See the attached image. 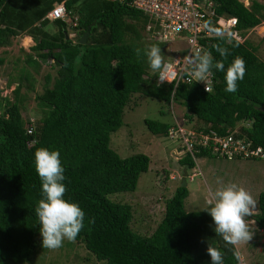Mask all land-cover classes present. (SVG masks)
<instances>
[{"label":"trees","instance_id":"obj_1","mask_svg":"<svg viewBox=\"0 0 264 264\" xmlns=\"http://www.w3.org/2000/svg\"><path fill=\"white\" fill-rule=\"evenodd\" d=\"M60 2L73 25L45 17ZM129 2L0 0V47L9 46L19 35L32 41L27 50L18 49L23 58L6 79L5 85L14 81L12 98L0 95V264L26 263L42 240L34 212L41 198L34 168V150L40 146L59 151L65 199L85 213V227L74 241H66L84 248L88 256L83 260L90 256V264H211L206 251L209 242L222 251L224 264H239L232 246L216 236L211 216L201 210L206 205L195 211L183 209L185 184L175 185L163 199L159 219L146 229L150 231H134L130 205L109 196L132 191L149 159L140 152L120 157L107 143L120 125L123 107L131 96L140 95L178 105L182 123L193 122L189 127L194 131L218 136L232 133L264 152V59L257 57L256 46L245 36L250 30L264 44V0H249L246 5L240 0H211L212 21L219 16L234 18L226 29L231 42L209 33L198 41L214 60L222 57L213 45L227 47L225 68L235 56L245 60L246 74L233 93L225 91L224 73L215 69L208 92L194 80H179L173 89L171 83L156 84L146 58L137 57L134 50L158 44L164 58L169 53L163 49L165 43L146 36L143 28L149 17ZM86 27L84 41L79 43L78 36ZM40 62L54 65V74H43L40 91L33 94L34 113L28 118L21 115L25 105L19 90L23 81L31 85L27 68L37 72ZM143 123L149 133L159 136H165L170 126L148 118ZM208 144L192 145L191 152L178 158L186 174L193 166L192 157H214ZM256 200L250 218L255 228L262 229L264 190L257 192Z\"/></svg>","mask_w":264,"mask_h":264},{"label":"rangeland","instance_id":"obj_2","mask_svg":"<svg viewBox=\"0 0 264 264\" xmlns=\"http://www.w3.org/2000/svg\"><path fill=\"white\" fill-rule=\"evenodd\" d=\"M243 2V0H240ZM244 3V2H243ZM245 4V3H244ZM19 35L12 38L7 47H0V55L3 62L0 64V95L12 98L11 90L14 81L5 85L6 79L14 74L15 65H20L22 54L18 49L27 50L32 45L30 37L27 44L23 43V37ZM68 37V35H66ZM246 38L256 46L255 54L264 59V44L259 37L250 30L245 34ZM183 42L164 44V51L169 57L178 51ZM2 50H5L2 51ZM181 52L178 51L179 55ZM166 59V58H164ZM16 60L13 64L11 61ZM52 64V63H50ZM17 66V65H16ZM53 66L40 62L37 72L29 67L31 73V85L23 81L24 86L19 92L24 96L25 108L21 115L31 118L34 113L33 94L40 91L42 76L47 72L50 76L54 74ZM128 104L123 107L120 116V125L109 134L108 147L118 156L124 157L133 153H143L148 156L149 164L147 170L137 177L135 187L132 191L115 192L109 197L120 202H125L131 208V225L137 233H146L150 227L159 219L163 209V199L168 197L175 185L178 184L181 170L184 166L177 162L183 154L179 142L166 136L154 135L146 129L143 118L157 120L172 124L175 120L183 129H190L194 124L184 125L181 118V107L175 103H164L160 100L148 99L140 95H133ZM190 126V127H189ZM195 167L199 173L192 177L184 176L187 193L183 199L185 211H195L206 205V199L212 190L220 183L235 182L243 186L256 199V194L264 190V158H234L222 159L217 157L202 156L195 158ZM248 223L254 233L253 239L239 247V264H264V228H255V223L249 217ZM64 241L63 246L50 250L42 246L41 241L33 251L32 256L26 263L22 264H90L91 260L85 261L87 253L82 246L69 245ZM93 264H100L94 261Z\"/></svg>","mask_w":264,"mask_h":264},{"label":"clouds","instance_id":"obj_3","mask_svg":"<svg viewBox=\"0 0 264 264\" xmlns=\"http://www.w3.org/2000/svg\"><path fill=\"white\" fill-rule=\"evenodd\" d=\"M204 27L212 37L231 42V33L213 26L210 20L205 22ZM213 48L222 59L214 60L211 52L199 49L188 55L184 71L195 82H203L206 92L211 91L207 85L212 70L223 72L225 91L236 92L237 82L243 80L246 74L245 60L235 56L225 68L224 60L229 55V49L220 43L214 44ZM134 52L137 57L143 55L146 58L153 75L159 77V82L167 81L162 74L165 68L164 55L158 44H148L143 49L136 48ZM34 168L41 185V198L36 201L34 209L42 237L41 244L43 248L55 250L62 247L65 240L72 242L76 239L85 227V213L77 203L65 199L64 167L59 151L35 147ZM205 203L206 207L201 210L211 216L216 236L225 245L232 246L233 255L239 258V247L249 243L254 236L248 218L255 214L257 200L243 186L229 182L220 183L211 191ZM206 251L211 264H224L223 253L219 248L207 242Z\"/></svg>","mask_w":264,"mask_h":264},{"label":"built area","instance_id":"obj_4","mask_svg":"<svg viewBox=\"0 0 264 264\" xmlns=\"http://www.w3.org/2000/svg\"><path fill=\"white\" fill-rule=\"evenodd\" d=\"M129 5L149 17L143 28L148 38L165 44L183 42V45L178 49V51L182 50V53L178 55V51H176L164 59L165 68L162 69V74L167 81L159 82V77L156 75L154 78L156 84L171 83L172 89L179 80L185 82L194 80L184 71L186 58L191 53L201 49L198 40L204 34H208L204 27L205 22L210 20L214 25H218V28L224 30L234 24L233 17L219 16L214 21L211 20L213 16L211 0H130ZM45 17L48 19L59 18L68 26L73 25L67 18L61 2L47 11ZM198 83L205 91L204 83ZM207 86L210 88L209 84ZM165 136L176 139L182 153L191 152L192 145L204 146L208 141L209 152L217 158L226 160L264 158V152L259 146L251 147L248 141L236 138L232 136V133L218 136L213 133L183 129L175 120L166 129ZM192 159L193 166L190 168L189 178L199 173L195 167V158L192 157Z\"/></svg>","mask_w":264,"mask_h":264},{"label":"water","instance_id":"obj_5","mask_svg":"<svg viewBox=\"0 0 264 264\" xmlns=\"http://www.w3.org/2000/svg\"><path fill=\"white\" fill-rule=\"evenodd\" d=\"M87 29H88V27H86L85 30L78 36L77 41L79 43H82L84 41ZM185 173H186V170H185V167H183L181 170V175H180L179 182H178L179 186H184V184H185V182H184ZM262 226L264 227V221L262 222Z\"/></svg>","mask_w":264,"mask_h":264},{"label":"bare ground","instance_id":"obj_6","mask_svg":"<svg viewBox=\"0 0 264 264\" xmlns=\"http://www.w3.org/2000/svg\"><path fill=\"white\" fill-rule=\"evenodd\" d=\"M28 42H29L28 37L27 36H24L23 37V43L24 44H27Z\"/></svg>","mask_w":264,"mask_h":264},{"label":"crops","instance_id":"obj_7","mask_svg":"<svg viewBox=\"0 0 264 264\" xmlns=\"http://www.w3.org/2000/svg\"><path fill=\"white\" fill-rule=\"evenodd\" d=\"M248 1H249V0H243V2H244L245 4H244L242 1H241V2H242L244 5H246V4L248 3ZM257 1H259V0H257ZM27 37H28V36H27ZM31 42H32V41H31Z\"/></svg>","mask_w":264,"mask_h":264}]
</instances>
